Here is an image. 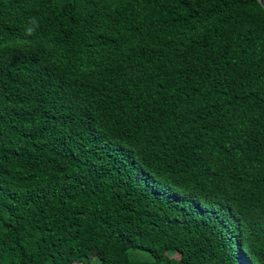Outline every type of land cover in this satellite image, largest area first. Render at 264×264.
Here are the masks:
<instances>
[{
	"label": "trees",
	"instance_id": "1",
	"mask_svg": "<svg viewBox=\"0 0 264 264\" xmlns=\"http://www.w3.org/2000/svg\"><path fill=\"white\" fill-rule=\"evenodd\" d=\"M0 264H264L259 0H0Z\"/></svg>",
	"mask_w": 264,
	"mask_h": 264
},
{
	"label": "water",
	"instance_id": "2",
	"mask_svg": "<svg viewBox=\"0 0 264 264\" xmlns=\"http://www.w3.org/2000/svg\"><path fill=\"white\" fill-rule=\"evenodd\" d=\"M262 4H263V6H264V0H259Z\"/></svg>",
	"mask_w": 264,
	"mask_h": 264
}]
</instances>
